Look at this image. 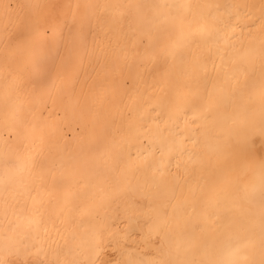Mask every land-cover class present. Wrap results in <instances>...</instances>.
<instances>
[{"label":"bare ground","instance_id":"obj_1","mask_svg":"<svg viewBox=\"0 0 264 264\" xmlns=\"http://www.w3.org/2000/svg\"><path fill=\"white\" fill-rule=\"evenodd\" d=\"M136 5L191 7L156 8L165 17L160 25L165 36L157 40L142 22L153 9ZM201 12L225 19L232 15L233 29L222 33L219 56L201 39L202 30L212 23L202 21ZM182 37L195 41L193 50L203 57L210 76L216 75L212 61L217 69L222 63L230 72L241 69L245 75H238L236 83L245 98L247 84L259 83L264 76V0H0V154L8 151L19 157L21 166L12 173L13 190L0 192V233L10 223L19 225L17 232L25 234L20 243L31 248V255L20 259L48 264L58 258L57 252L67 254L69 248L79 253L77 258L86 259L93 242L87 224L105 216L118 217L125 234L119 243H109L108 233L97 240L102 245L101 260L132 258L150 264L160 257L159 245L146 237L149 209L162 201L154 198L156 189H137L144 176L125 169L120 158L131 155L135 162L137 152L161 133L179 142L200 127L190 123L194 109L205 104L215 107V96L204 101L183 87L186 65L166 54ZM39 56L44 58L37 69ZM218 82L214 79L209 90ZM81 109H90V115L73 119V111ZM56 141L69 149L74 142L95 143V163L105 168L109 180L115 173L122 197L104 207L102 197L110 183L81 171L74 179L87 183L74 194L68 187H53L57 172L52 178L44 177L42 186L51 189L44 196L48 203L35 213L38 205L20 194L22 186L35 184L38 167L31 164L39 149H44L39 160L48 166L56 162L58 167L61 155H68L48 150L49 143ZM186 147L192 149L191 144ZM198 151L201 159L196 163L189 162L187 155L172 153L176 158L161 177L169 189H175L177 201L194 206L197 213L209 203L229 199L236 184L251 188L259 183L264 138L258 131L250 139V154L243 159L235 152ZM196 223L209 230L215 227L214 220ZM73 235L75 240L70 239Z\"/></svg>","mask_w":264,"mask_h":264},{"label":"snow or ice","instance_id":"obj_2","mask_svg":"<svg viewBox=\"0 0 264 264\" xmlns=\"http://www.w3.org/2000/svg\"><path fill=\"white\" fill-rule=\"evenodd\" d=\"M35 7H39V5H35ZM135 7L137 9H153L152 13L145 16L142 22L146 25L147 33L160 40L165 36V30L160 27L165 17L155 9L158 7L188 8L191 6L136 5ZM216 8L218 9L219 6ZM200 19L206 23L211 19L212 23L202 30L201 39L205 46L214 49L215 54L219 56L222 52L219 47L222 33L233 29L232 15L228 14L225 19L223 16H213L212 12L207 14L201 12ZM194 44L195 41L190 37H182L180 42L166 50V54L171 59L178 58L182 66L186 65L183 73L186 81L183 87L204 101L215 96V107L210 108L205 104L202 108L194 109L193 119L190 123H199L200 127L190 130L179 142L174 139L169 140L161 133L137 152L135 162L131 155L127 160H124L123 157L120 158L125 169H134L144 176L143 184H138L137 189L142 190L146 187L156 189L154 198L162 201L159 205L149 209L151 216L146 239L159 245L158 252L160 253V257L151 261L150 264H264V159L260 162L258 184L251 188L234 185L229 199L218 200L215 204L209 203L207 209L202 213H197L194 206L178 202L175 189H169L161 179L165 167H170L172 159L176 158L171 155L174 152L179 156L187 155L191 163H196L201 159V154L198 151L201 148L217 154L235 152L243 159L250 154L249 143L252 135L258 131L259 135L264 138V76L261 77L259 83L253 80L247 84L245 98V92L236 83L238 75L243 76L245 73L241 69H233L230 72L227 63H222L217 69L215 61H212V72L216 75L210 76L203 63V57L193 50ZM43 58V56H39L36 59L35 67L37 69ZM221 59L223 60L222 56ZM214 79H218L219 82L213 85L210 91L209 84ZM177 86H180L179 83ZM238 98L239 104L237 103ZM90 113V109L73 111L72 118L84 120ZM187 115L188 113H184L185 117ZM39 142L43 143L42 137ZM177 143L179 144L178 150ZM187 144L192 145L191 150L186 147ZM74 145L73 149H69L66 144L61 146L59 141L49 143V151L59 150L61 153H68L66 157L61 155L58 167L56 162L48 166L46 162L39 160L44 149L38 150L37 160L31 164L32 167H38L35 184L33 187L22 186L24 191L20 193L32 199L34 205H38L34 208L35 213H39L48 203L44 196L51 189L42 186L44 177L52 178L57 172L59 176L55 179L53 187H68L74 194H76L75 189L81 184L87 183L83 178L74 179L81 171H87L96 179L110 183V190L102 197L105 201L104 207H107V202L116 203L122 197L121 181L115 176V173H111L112 178L109 180V173L105 168L95 163L96 144L86 141L74 142ZM166 155L170 156L167 160L165 159ZM20 167L19 157L12 156L8 151L0 154V170L4 173V176L0 177V192L13 190L15 182L12 173L20 170ZM149 173H151L150 178L148 177ZM84 195L88 194L84 193ZM201 219L214 220V230L199 227L196 221ZM118 221V217L113 220L111 217L105 216L98 218L97 223L89 222L87 224L93 242L90 245V254L86 259L77 258L79 253L73 254V250L69 248L67 254L62 251L57 252L58 258L49 261L48 264H146L144 261L132 258L121 262L101 260L102 245L97 240L108 233L111 235L109 243L112 241L119 243L125 232L120 229ZM78 226L83 228L85 224L80 223ZM18 227L19 225L10 223L0 233V264H18V262L19 264H44L43 260L32 262L20 259L22 256H30L31 248L20 243L25 234L18 233ZM9 233L14 235H9ZM153 235L156 239H151ZM70 239L75 240V236H71Z\"/></svg>","mask_w":264,"mask_h":264}]
</instances>
